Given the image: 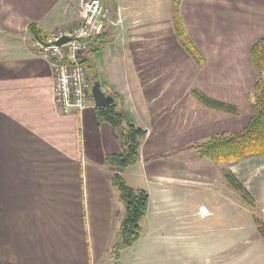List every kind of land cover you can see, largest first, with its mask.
<instances>
[{
    "label": "crops",
    "instance_id": "1",
    "mask_svg": "<svg viewBox=\"0 0 264 264\" xmlns=\"http://www.w3.org/2000/svg\"><path fill=\"white\" fill-rule=\"evenodd\" d=\"M129 1L118 0L117 12L109 14L104 35L113 41L97 51L94 68L102 91L146 131L138 163L117 172L106 162L122 152L116 130L99 120L93 99L82 111H58L52 67L29 31L35 24L48 36L72 24L80 4L0 0V264L120 262L126 251L119 260L111 254L123 212L111 182L115 173L149 194L141 222L146 233L127 251L145 237L148 246L155 234L175 225L198 226L205 233L214 205L189 203L191 194L215 183L225 191L223 170L236 175V165L264 159L215 164L196 147L244 129L252 117L259 74L251 50L264 39V0H166L169 35L149 39L156 48L143 44L148 40L138 28L144 14ZM176 7L202 65L177 37ZM194 89L238 106L239 113L205 107L192 95ZM249 191L259 205L261 199ZM192 216L200 217L199 224L186 219ZM230 251L227 258L220 252L218 264H240L238 241ZM162 263L168 260L135 262Z\"/></svg>",
    "mask_w": 264,
    "mask_h": 264
},
{
    "label": "rangeland",
    "instance_id": "2",
    "mask_svg": "<svg viewBox=\"0 0 264 264\" xmlns=\"http://www.w3.org/2000/svg\"><path fill=\"white\" fill-rule=\"evenodd\" d=\"M101 1L108 8V15L112 14L113 11L117 12L118 0ZM132 3L133 6L141 7L142 10L140 11L144 14L139 17L138 28L143 37L148 40L143 44L152 45L156 48L158 44L151 43V38L156 35H169L163 11L166 0L129 1L130 5ZM116 29V34H119L118 27ZM112 41L113 39H111ZM164 44H167L166 40ZM96 53L91 48L83 60V65L92 85L97 79V73L94 71ZM191 154L194 153L191 152ZM235 170L237 178L245 187L261 199L256 213L264 219V159L240 163L235 166ZM227 188L230 187H225L224 191L221 185L215 183L193 192L190 196L189 203H198L199 206L200 204L208 205L210 202L214 205V214L205 222L207 228L205 233L199 231L198 226H191L190 228L181 225L171 226L169 230L159 231L155 234V237L147 242L149 245L146 247L144 246L145 237L137 247L131 251H126L120 262L113 264H135L137 259H150L152 257L164 260V262L168 260L167 264H218L220 252H222L221 257H230L231 246L232 244L235 246L237 241L239 242L240 264H247L248 258L249 264H264V240L257 233V226L252 218L254 211L241 200L239 195H237V201V193L233 189ZM226 189L231 190V195L226 193ZM186 219L193 224H199L200 217L192 216ZM200 226L202 227L203 224ZM141 227L142 234L145 235L146 223L143 222ZM210 228L213 229L212 232H210Z\"/></svg>",
    "mask_w": 264,
    "mask_h": 264
},
{
    "label": "trees",
    "instance_id": "3",
    "mask_svg": "<svg viewBox=\"0 0 264 264\" xmlns=\"http://www.w3.org/2000/svg\"><path fill=\"white\" fill-rule=\"evenodd\" d=\"M173 21L181 45L197 64L202 65L204 59L187 37L177 7ZM29 31L39 40L47 37V34L35 24L29 26ZM110 41L111 39L103 34L94 42L92 49L97 52ZM251 57L259 79L253 88L252 117L248 125L240 131L213 136L196 146L202 157L215 164H233L252 158H264V39L252 47ZM192 94L205 107L232 115L239 113L238 106L211 98L200 90L194 89ZM97 113L101 122L110 124L116 130L122 146L121 153L107 157L108 166L120 172L136 165L140 160L141 141L146 136V131L129 122L116 102L110 106L98 108ZM223 177L229 187L237 192L241 200L254 211L252 218L257 226V233L264 240V219L256 213L258 204L255 198L230 169L223 170ZM111 182L123 206L119 238L111 249L112 258L119 260L124 251L134 247L141 239V222L148 212L149 194L144 189L130 187L120 173H115Z\"/></svg>",
    "mask_w": 264,
    "mask_h": 264
},
{
    "label": "built area",
    "instance_id": "4",
    "mask_svg": "<svg viewBox=\"0 0 264 264\" xmlns=\"http://www.w3.org/2000/svg\"><path fill=\"white\" fill-rule=\"evenodd\" d=\"M80 4L78 19L58 27L45 39H37L45 60L54 73V95L58 111L68 114L86 109L92 100V87L83 65V56L106 32L108 8L101 0H68ZM69 41L57 44L60 40Z\"/></svg>",
    "mask_w": 264,
    "mask_h": 264
},
{
    "label": "water",
    "instance_id": "5",
    "mask_svg": "<svg viewBox=\"0 0 264 264\" xmlns=\"http://www.w3.org/2000/svg\"><path fill=\"white\" fill-rule=\"evenodd\" d=\"M68 41H69L68 38H64V39L60 40L59 42H57V44L60 45V44H63L65 42H68ZM92 99L95 102L96 108H103V107H107V106L114 104V98L112 96L106 95L102 91L101 85L99 82H95L93 84Z\"/></svg>",
    "mask_w": 264,
    "mask_h": 264
},
{
    "label": "bare ground",
    "instance_id": "6",
    "mask_svg": "<svg viewBox=\"0 0 264 264\" xmlns=\"http://www.w3.org/2000/svg\"><path fill=\"white\" fill-rule=\"evenodd\" d=\"M202 212H203V214H205V215L208 214V211H207V210H204V209H203Z\"/></svg>",
    "mask_w": 264,
    "mask_h": 264
}]
</instances>
